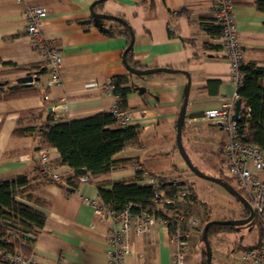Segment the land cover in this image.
Returning a JSON list of instances; mask_svg holds the SVG:
<instances>
[{
	"label": "crops",
	"instance_id": "1",
	"mask_svg": "<svg viewBox=\"0 0 264 264\" xmlns=\"http://www.w3.org/2000/svg\"><path fill=\"white\" fill-rule=\"evenodd\" d=\"M96 1L0 0V79L14 84L27 73L38 77L31 87L15 88L21 93L16 97H5L12 91L10 81L0 89V180L28 175L29 188L18 197L47 217L31 244L35 264H109L112 223L96 217L92 201L100 202L99 186L111 188L117 179L135 178L138 167L169 180L187 181L197 201L184 198L180 204L214 213L177 144L178 119L190 83L181 128L184 150L204 133L209 145L217 146L212 151L222 154L225 134L203 116L220 105V95L230 96L233 91L230 63L222 47H215L218 40L210 31L213 0H104L94 10ZM256 1L234 0L233 9L245 61L264 66V12L256 8ZM30 5L47 8L40 30L62 54L61 81L51 87L46 86L50 66L27 34L25 11ZM93 12L122 17L133 35H108L104 29L110 21ZM130 42L142 68L137 71L150 70L130 76L134 89L128 95V110L134 116L131 125L141 128L140 142L115 158L131 161L90 181H79L73 189L47 181L40 169L42 152H48L54 166L59 151L42 147L34 134L14 135V130L35 123H28L29 111L41 113L42 118L53 112L58 120L110 111L118 97L106 85L115 75L129 74L124 54ZM56 169L63 174L72 171L67 166ZM218 216L214 220H226ZM129 245L125 264H172V236L159 222L151 236L130 235ZM229 258L225 264H234Z\"/></svg>",
	"mask_w": 264,
	"mask_h": 264
},
{
	"label": "trees",
	"instance_id": "2",
	"mask_svg": "<svg viewBox=\"0 0 264 264\" xmlns=\"http://www.w3.org/2000/svg\"><path fill=\"white\" fill-rule=\"evenodd\" d=\"M103 1L94 2L92 9L96 10L95 8ZM255 5L258 10L264 12V0H257ZM103 17L110 21V25L104 29L108 35L122 33L133 35L132 28L122 17L106 14ZM210 31L214 38L219 37L221 29L215 18L211 23ZM215 47L220 48L221 45L218 43ZM124 60L130 68L129 74L113 76L108 85L112 87L111 92L118 97L119 105L128 109V95L134 89L130 84V76L134 73L133 70L142 69L134 59L133 45L127 46ZM241 68L244 77L239 95L243 108L237 119L240 132L243 135V141L257 144L264 150V66L245 61ZM11 90L10 93L5 94L6 98L21 94L16 89ZM28 114L29 116L26 117L28 123H35L18 127L13 134H34L39 138L42 147H55L59 151L60 159L54 167L67 166L72 171L64 175L62 181H54L50 178L43 166L40 168L41 174L47 181L55 182L67 189L76 188L81 175L89 173L93 179L129 163L131 159H116L115 155L127 146L138 145L140 142L141 128L138 125L117 126L110 111L66 120L56 119L53 112H49L45 118H42L41 113L35 114V111H29ZM150 175L159 178L163 190L161 207L155 212L156 216L166 218L172 214L174 218L179 214L180 199L197 201V195L187 181L169 180L155 173ZM142 177L143 171L139 169L135 178L117 179L111 188L99 186L100 205L108 206L118 213L127 208L134 213H139L141 210L152 213L156 208L155 191L150 185L140 183ZM29 183L30 178L25 174L0 180V235L2 237L0 247L12 253H21L25 257L33 255L31 244L45 225L47 218L44 212L31 207L18 197V193L22 194L28 190ZM170 200L174 203H168ZM243 205L249 217L250 212L244 203ZM211 220L208 219L206 224ZM235 226L234 223H211L207 227L209 240L213 235L234 231ZM167 227L173 237L176 230L174 223L170 222ZM258 230L259 237L263 236L264 230L260 225ZM255 243L256 241L239 245V247L243 250L255 246ZM204 263L207 264V255Z\"/></svg>",
	"mask_w": 264,
	"mask_h": 264
},
{
	"label": "built area",
	"instance_id": "3",
	"mask_svg": "<svg viewBox=\"0 0 264 264\" xmlns=\"http://www.w3.org/2000/svg\"><path fill=\"white\" fill-rule=\"evenodd\" d=\"M233 5L234 0H213L212 7L213 16L221 29L217 40L230 63L229 74L233 91L230 96L220 95V105L206 110L203 116L219 125L225 134L226 138L222 146L224 167L228 174L235 178L236 188L249 197L254 217L264 230V178L261 177V173L264 172V150L257 144L243 141L238 120L233 118L235 103L240 99L239 89L243 84L244 77L241 67L245 62V52L239 38ZM47 12L48 10L44 6L30 5L25 11V19L30 40L50 66V77L46 81V86L51 87L61 81L62 54L60 49L48 42L41 33V20L47 15ZM36 82L34 81L33 85ZM106 89L112 91V87L108 84ZM110 112L115 118V124L119 127L131 125L134 121L133 114L127 108L121 107L119 103L114 105ZM50 160L48 152L43 151L41 163L46 173L54 181H62L63 176L69 173L59 172ZM138 168L143 171L140 183L150 185L155 191L156 208L152 213L145 210L134 213L130 208L118 213L108 206H102L97 201H92L96 217H106L112 223L108 232V262L109 264H125L126 255L131 253L130 235L151 236L156 223L168 226L172 222L176 229L172 237L174 245L172 264H186L187 239L192 229L196 228L199 219L196 215H186V213H179L174 218L172 214L166 218L156 216L155 212L160 210L161 195L163 194L160 180L144 169ZM91 179L92 176L89 173L78 178L81 182ZM242 195L244 196V194ZM168 203H174V201L170 200ZM0 239H2L1 235ZM241 261L242 264H264V235L257 239L255 246L242 250ZM33 263L35 264L33 256L25 257L21 253H12L0 247V264Z\"/></svg>",
	"mask_w": 264,
	"mask_h": 264
},
{
	"label": "rangeland",
	"instance_id": "4",
	"mask_svg": "<svg viewBox=\"0 0 264 264\" xmlns=\"http://www.w3.org/2000/svg\"><path fill=\"white\" fill-rule=\"evenodd\" d=\"M0 80L4 81L3 79ZM9 81L12 84L13 80L9 79ZM202 136L206 137L205 134L202 133L197 142L186 147L185 152L188 158L198 172L212 177L217 176L216 178L223 181L227 186L236 188L235 178L229 175L224 167L223 155L221 154V157L218 153H214V151H217V146L209 145L208 140L204 139ZM197 179V188L203 196V199L212 205L214 213L211 212L210 215L206 207L199 210L196 209L197 207H189L186 204L179 205V213L196 215L199 219L196 228L192 229L187 239L188 244L185 252L186 264H197L199 259H203L202 264L204 263L206 259V246L203 239L204 225L208 218H212L213 220L220 219L219 216L216 217L217 215H222L226 220L236 223V228L232 232H223L211 237V264H215L216 259H219L221 264H225L228 256H230L229 259L234 264H241L242 249L239 245L254 243L260 236L258 230L260 224L255 217L245 222L248 216L244 209L243 202L226 187L199 175ZM20 194L21 193H18L19 196ZM242 194H244V197L249 201V197L243 192ZM226 246H229V249H227ZM222 248H226V250Z\"/></svg>",
	"mask_w": 264,
	"mask_h": 264
},
{
	"label": "water",
	"instance_id": "5",
	"mask_svg": "<svg viewBox=\"0 0 264 264\" xmlns=\"http://www.w3.org/2000/svg\"><path fill=\"white\" fill-rule=\"evenodd\" d=\"M94 16H104V14H98V13H94ZM132 45V42L130 43ZM128 67V66H127ZM128 69H130L128 67ZM134 73H146V72H150V70H143V71H137V70H133ZM34 81H38V77L31 74V73H27L26 75L20 76L16 79V82L12 85H9V81L5 80V81H0V89H4L6 85H9L8 88L9 89H15V88H25V87H31L33 85ZM189 90H190V83H188L187 89H186V96H185V101H184V105L182 107L181 113H180V117L178 119V124H177V144L178 147L180 148L182 155L186 161V163L188 164V166L190 167V169L195 172L197 175L203 177V178H207L210 180H213L215 182L220 183L221 185H223L224 187H226L230 192H232L238 199H240L248 208L249 212H250V216L246 219L245 222L250 221L251 219L254 218V212L252 210L251 204L250 202L242 195V193L235 187L233 186H227L223 181H221L220 179L216 178V177H212L209 176L207 174L198 172L197 169L195 168V166L192 164V162L190 161V159L188 158L184 147L182 145L181 142V128H182V123L185 119L186 116V106H187V102H188V94H189ZM242 101L241 99L237 100L235 103V114L233 116V118L235 120H237L239 118V114L240 111L242 110ZM38 148V147H37ZM182 183L184 181H181ZM215 222H222V223H234L228 220H211L209 221L204 229H203V239L206 245V255H207V264H211L212 261V246L207 234V227L211 224V223H215ZM236 224V223H234Z\"/></svg>",
	"mask_w": 264,
	"mask_h": 264
}]
</instances>
